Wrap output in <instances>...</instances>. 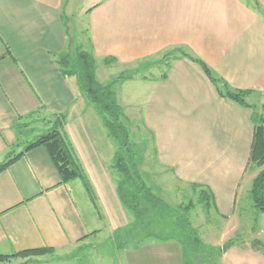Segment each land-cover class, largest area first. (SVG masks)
I'll use <instances>...</instances> for the list:
<instances>
[{
	"label": "crops",
	"instance_id": "0c3cea01",
	"mask_svg": "<svg viewBox=\"0 0 264 264\" xmlns=\"http://www.w3.org/2000/svg\"><path fill=\"white\" fill-rule=\"evenodd\" d=\"M256 1L264 11V0ZM72 5V0H0V164L44 134V123L51 129L55 116L65 115L63 131L95 200L75 181L60 182L45 149L26 152L0 173V255L52 248L51 255L10 262L58 264L111 242L124 264H185L178 241L140 240V229L130 232L134 217L107 180L109 173L101 171L102 156L114 170V142L108 134L106 141L86 137L96 132L94 118L57 59L83 49L96 60L128 65L185 47L231 88L252 90L246 101L264 115V15L253 0H86L77 5V17ZM73 25L76 40L70 36ZM157 63L159 74L138 80L148 84L139 90L138 108L154 135L158 170L139 165L140 172L149 186L158 178L165 187L161 174L180 185L203 186L226 214L234 210L250 163L254 108L220 97L187 58ZM256 167L251 184L262 170ZM113 178L118 182L119 173ZM202 229L209 233L208 226Z\"/></svg>",
	"mask_w": 264,
	"mask_h": 264
},
{
	"label": "trees",
	"instance_id": "16d2710c",
	"mask_svg": "<svg viewBox=\"0 0 264 264\" xmlns=\"http://www.w3.org/2000/svg\"><path fill=\"white\" fill-rule=\"evenodd\" d=\"M257 5V10L264 15V11ZM170 60L187 58L201 67L205 75L215 86L218 94L222 98L230 99L244 107L254 108L252 122L254 123V139L252 143L250 162L262 167V170L252 181L250 190L251 199L254 207L264 212V115L257 112L255 107L249 105L247 97L252 90H238L230 87L228 82L218 76L214 70L201 58L190 53L188 48L176 47L165 52L164 59ZM58 66L61 73L67 79H74L78 87L97 115L106 130L108 136L116 146L113 160V168L119 173L117 192L123 206L134 217L133 228L130 232L134 233V228L140 229L139 239L144 240L155 237L159 240L178 241L183 249L185 264H206L211 253L200 247L202 241L195 237L191 231L190 223L180 225L171 207H168L165 200L154 194L148 187L140 172V162L138 161L135 145L131 141V132L126 124V115L123 108L117 101V94L114 89L117 80H112L109 84H100L96 78V59L92 53L83 49H78L75 53L65 52L58 56ZM117 62L115 58H106L103 63L107 66ZM120 75L118 80L132 79L131 77ZM65 115L55 116L54 125L49 131L37 137L27 145L19 154L11 155L4 163L0 164V173L6 170L12 163L19 160L23 154L36 148L46 150L52 161L60 182L68 184L80 180L94 202V192L91 183L76 157L72 144L63 131ZM193 189L201 186L192 185ZM198 203L203 209L209 212L214 204V195L209 189L197 191ZM195 208V203L190 202L186 206V211ZM166 209V210H165ZM168 211L170 213L168 214ZM175 210H173L174 212ZM233 241V240H230ZM209 249H214L210 247ZM55 252L52 248L32 249L11 255H0V264H8L12 259L24 258L31 259L44 255H51Z\"/></svg>",
	"mask_w": 264,
	"mask_h": 264
},
{
	"label": "rangeland",
	"instance_id": "374dc122",
	"mask_svg": "<svg viewBox=\"0 0 264 264\" xmlns=\"http://www.w3.org/2000/svg\"><path fill=\"white\" fill-rule=\"evenodd\" d=\"M248 1H250V3L252 2V0ZM253 1L254 6L255 2H259L256 0ZM72 2L73 5L69 9L74 12L76 11L75 9L77 8V5L81 6L80 3L84 5L86 0H72ZM258 5L260 6L261 4L259 3ZM255 8H257V5ZM75 13H78V10L73 14ZM75 15L77 17L78 14ZM76 19L74 20V23L79 20ZM73 28L74 25L71 26L69 30L70 36L72 40H76L79 35L73 30ZM164 56L165 53H161L152 58L128 65L113 63L112 65L107 66L101 60H96V78L100 84L106 85L112 80H117L116 86L114 87L117 94V101L126 115V124L131 132V141L135 145L138 161L140 163L142 162L140 164L141 168H144L145 170H152L153 168L158 170V166L152 159V152L154 150L153 132L147 128L144 116L141 113L142 109L138 108V99L139 101H142L143 96V93H139V90L140 88L146 90L148 84L142 83L139 85L140 83H138V80L145 75L156 74L158 69L156 70L155 67L160 65L157 63L160 60H165L166 62L170 61V57L164 59ZM122 74H124L123 76L131 77L132 79L118 80ZM157 74H159V72ZM81 99L82 104L87 109V113L94 118L93 122L96 130V132L92 129L90 132H86V137L93 139L94 136H97L99 140L109 138L97 113L93 111L89 104H86V99L83 95ZM258 99L259 98H255L253 101H257ZM85 119V116H83L80 120H84L83 122L87 124L88 121ZM47 131H49V128L44 123V133ZM114 149H116V147L113 144V150ZM101 160L103 161L101 164V168L103 169H101V171H103L104 174L109 173V178L107 176V180H112L113 186L116 187L118 182L113 177L115 174H118L117 171L115 169L112 171V167H110L109 163L110 161H108L109 164H107V161L104 160L103 156L101 157ZM143 161H145V163ZM256 166L257 165L252 162L249 163L245 178L241 182L242 186L238 192L234 210L230 212L227 211L226 214L220 212L215 206V203L212 204V208L209 212L204 210L203 206L198 203L199 197L197 191L203 189V186L198 189H193L192 186L180 185L170 177H166L165 174L160 175L164 177L162 182L165 187L162 186V183L161 185L157 184L159 181L158 178L154 180V185L152 184V186H149V184H146L152 190H156L158 192L157 196L165 200L168 207H171V213H174V218L176 215L177 220L181 223L180 225H186V223L189 222L192 233H194L193 228L196 230V233L193 235L202 241L200 247L211 253L206 264H264V256L255 254L251 251L252 248V250L259 249V251L264 252V212L258 211L254 207L250 195L252 187L250 178L253 177L252 175L257 168ZM104 169L107 172H105ZM74 184H78L79 187L83 188L80 180H76L73 185ZM156 186H161L163 188L157 190L155 189ZM190 202L195 203V208L186 211V206H188ZM173 210L175 211L173 212ZM169 213L170 211H168V214ZM205 226L209 227V233L205 234L204 232V234H201V230H205L202 229ZM119 234L121 233H118V235ZM222 237L225 238V241L223 240V242H221ZM113 246L114 245L109 242L98 247L97 250L90 249L77 252L74 257L69 259V261L58 264H124L123 254L116 252L113 249ZM210 247H214L215 250L209 249ZM16 259L19 262L18 258ZM8 264H16V261Z\"/></svg>",
	"mask_w": 264,
	"mask_h": 264
}]
</instances>
